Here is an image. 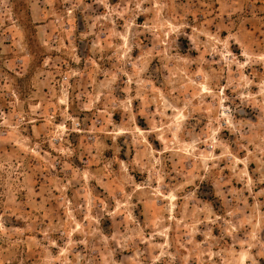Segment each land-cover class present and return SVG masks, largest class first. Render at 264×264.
<instances>
[{
	"label": "rangeland",
	"instance_id": "obj_1",
	"mask_svg": "<svg viewBox=\"0 0 264 264\" xmlns=\"http://www.w3.org/2000/svg\"><path fill=\"white\" fill-rule=\"evenodd\" d=\"M0 264H264V0H0Z\"/></svg>",
	"mask_w": 264,
	"mask_h": 264
},
{
	"label": "built area",
	"instance_id": "obj_2",
	"mask_svg": "<svg viewBox=\"0 0 264 264\" xmlns=\"http://www.w3.org/2000/svg\"><path fill=\"white\" fill-rule=\"evenodd\" d=\"M59 27L56 29L54 34L50 37V41L54 44L56 43H64L67 44L66 39L70 40L69 33L72 32L74 34V23L71 20H66V21H58ZM72 34V35H73ZM57 45V44H56ZM57 46H55L56 48ZM62 48V45L60 46ZM75 56H78V53H75ZM70 65L71 63L67 60H64V63H61V67L59 69V73H57L54 77V79H57V81L54 83L52 81V86H56L59 88V91L63 92L65 95V99H59V104H64L66 106V112L69 113V86L71 84V70H70ZM52 79V80H54ZM55 87V88H56ZM51 118L56 120L57 113L54 111V109H51ZM56 124V129L57 131H61L62 134L64 135H69V134H75V135H83L87 143L89 145H93L97 142V135H98V127L101 124V120L96 119L93 123L91 124H86L83 119L80 117H73V116H68L66 118H63L61 122ZM54 140L59 142V138L55 137ZM90 151L93 152V149L91 148ZM84 163H87L88 160L83 161Z\"/></svg>",
	"mask_w": 264,
	"mask_h": 264
}]
</instances>
